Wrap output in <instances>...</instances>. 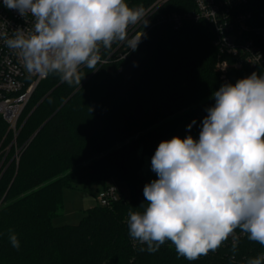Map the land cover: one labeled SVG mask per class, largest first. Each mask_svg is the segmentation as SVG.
<instances>
[{
  "label": "trees",
  "instance_id": "obj_1",
  "mask_svg": "<svg viewBox=\"0 0 264 264\" xmlns=\"http://www.w3.org/2000/svg\"><path fill=\"white\" fill-rule=\"evenodd\" d=\"M126 3L134 9L149 7L153 0ZM259 7L264 9V0ZM194 10V0L164 3L149 19L135 51L123 60L112 57L96 70L83 67L86 80L75 90L76 84L49 74L24 108L17 137L0 115V264H247L248 259L264 255V246L249 241L239 229L234 258L231 237L218 251L195 261L178 258L170 241L155 253L139 251L146 245L130 237L128 213L144 210L143 188L157 178L155 173L150 181L134 174L127 179L130 200L120 192L116 202L88 209L76 225L52 224L63 207L64 189L96 186L99 192L116 171L128 175L136 171L128 161L122 162L123 156L137 163L147 153L151 161L161 141L188 135L198 139L205 117L194 108L198 100L209 108L221 85L235 84L253 72L264 75V65L218 73L220 55L211 23L182 18L176 28L168 19L170 14L184 16ZM168 118L173 119L139 137L130 148L94 159L109 138ZM128 119L133 123L125 125ZM120 125H125L121 132ZM86 161L90 162L69 172ZM9 229L16 233L19 249L12 247Z\"/></svg>",
  "mask_w": 264,
  "mask_h": 264
},
{
  "label": "clouds",
  "instance_id": "obj_2",
  "mask_svg": "<svg viewBox=\"0 0 264 264\" xmlns=\"http://www.w3.org/2000/svg\"><path fill=\"white\" fill-rule=\"evenodd\" d=\"M3 5L26 20L32 17L31 30L0 32L25 70L58 75L69 85L81 84L83 67L97 69L101 48L124 42L135 51L143 33L129 38L128 29L148 23L143 10L126 0H3ZM213 98L198 139L173 136L151 158L157 178L143 188L144 210L129 211L127 219L132 240L146 245L139 251L155 253L170 241L178 258L195 261L231 237L234 258L237 229L264 246V75L253 72L223 84ZM9 241L19 249L12 229ZM247 264H264V255Z\"/></svg>",
  "mask_w": 264,
  "mask_h": 264
},
{
  "label": "built area",
  "instance_id": "obj_3",
  "mask_svg": "<svg viewBox=\"0 0 264 264\" xmlns=\"http://www.w3.org/2000/svg\"><path fill=\"white\" fill-rule=\"evenodd\" d=\"M169 0H153L149 7L142 9L145 19L149 22L151 16L160 6ZM195 10L187 15H168L176 28L180 26L182 18L196 21L205 20L211 23L215 30V45L219 49V59L216 71L222 76L230 69H240L245 65H264V9L258 8L260 0H194ZM148 24V23H147ZM147 26V25H146ZM146 26L143 21L130 26L128 37L139 36L140 42L145 36ZM32 17L27 20L15 11L9 10L0 0V32L6 31L9 36L17 28L31 30ZM132 52L124 42H115L111 50L101 48L102 63L106 64L110 58L123 60ZM47 76L28 73L16 51L9 49L0 39V115L9 124V130L17 137L19 133L18 121L28 104L33 92ZM120 196L118 184L111 180L107 187L98 192L100 206L106 207L116 202Z\"/></svg>",
  "mask_w": 264,
  "mask_h": 264
},
{
  "label": "rangeland",
  "instance_id": "obj_4",
  "mask_svg": "<svg viewBox=\"0 0 264 264\" xmlns=\"http://www.w3.org/2000/svg\"><path fill=\"white\" fill-rule=\"evenodd\" d=\"M85 80H86V78H83L81 80V84ZM80 85H75L74 90L77 89ZM194 108L198 109V111L200 113H202L203 115H205V116L207 115L206 109L208 107H206L204 105L203 100H198L194 104ZM180 114L181 113H178L177 115L179 116ZM172 119L173 118H168L163 122L153 124V125L149 126L148 128H146L144 130H140V131H137V127L134 126L136 128V130H135V128H133L131 130H126V132L123 134L121 133L120 135H115V136H113L112 139L109 138L105 142L103 152L99 156L94 157V159L101 157L103 155L109 154V153L116 154L121 150L124 151L127 148H130L132 143L134 141H137V139L139 137H141L142 135H144L147 132L161 128V126L163 124H166L168 121H170ZM129 123H133V121H129V119H128V121H126L125 125H127ZM125 125H120V128H118L117 130L119 132H121V130H123V127ZM131 127H133V126H131ZM117 137H118V139L114 140ZM114 141H116V142H114ZM122 148H124V149H122ZM146 154L147 153H143L142 154V161L137 162V163H134L129 156H127V157L123 156L122 162L128 161L127 162L128 165L132 166L134 169H136V171L130 175H128L127 173L125 174V173H120V172L116 171V176L114 177V179L108 178L106 180V182L111 181V180L115 181L120 188V192L123 194V196L127 200H130V196H131V190L129 188V182L127 181V179L132 178L133 174H134L135 178L138 180L144 179L145 181L146 180L150 181L152 179L154 172L151 170V161L147 159L148 157H146ZM17 155H18V153H16L15 157ZM135 156H136V153H135L134 157ZM88 162H90V161H86L80 165L72 166L69 169V172H72L75 168H78L82 165H85ZM69 172H66V173H69ZM121 178H125L126 180L122 181ZM97 196H98V187H96V186L83 187L80 189H64V191H63V207L59 210V215L52 220L53 226L78 224L84 218L86 211L88 209L99 206Z\"/></svg>",
  "mask_w": 264,
  "mask_h": 264
},
{
  "label": "water",
  "instance_id": "obj_5",
  "mask_svg": "<svg viewBox=\"0 0 264 264\" xmlns=\"http://www.w3.org/2000/svg\"><path fill=\"white\" fill-rule=\"evenodd\" d=\"M74 94H75V93H74ZM72 96H73V95H72ZM70 98H71V97H70ZM70 98H69V99H70ZM69 99H68V100H69ZM66 102H67V101H66ZM47 122H48V121H46V122L40 127V129L36 132V134H37V133H38V132H39V131L45 126V124H46ZM36 134H35V135H36Z\"/></svg>",
  "mask_w": 264,
  "mask_h": 264
}]
</instances>
